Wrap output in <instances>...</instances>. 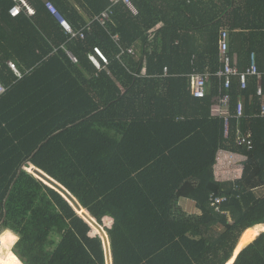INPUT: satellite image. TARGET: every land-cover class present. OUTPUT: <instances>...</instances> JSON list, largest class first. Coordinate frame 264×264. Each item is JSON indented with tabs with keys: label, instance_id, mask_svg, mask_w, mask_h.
<instances>
[{
	"label": "trees",
	"instance_id": "trees-1",
	"mask_svg": "<svg viewBox=\"0 0 264 264\" xmlns=\"http://www.w3.org/2000/svg\"><path fill=\"white\" fill-rule=\"evenodd\" d=\"M30 2L34 15L13 16L17 1L0 0V234L18 236L4 259L13 253L22 264H107L102 236L25 167L30 162L99 224L114 218L106 227L113 264H264L257 76L244 89L234 76L225 89L233 114L240 98L245 106L228 136L211 111L220 95L223 27L240 71L255 52L264 90V0H132L137 13L119 2L105 24L94 18L109 0ZM48 2L85 37L72 38ZM95 46L108 57L103 69L90 57ZM194 67L212 74L205 97L192 92ZM238 126L253 132L249 151L236 145ZM220 148L248 155L241 179H216ZM217 196L226 197L220 211L212 204ZM184 199L200 213L187 212Z\"/></svg>",
	"mask_w": 264,
	"mask_h": 264
},
{
	"label": "built area",
	"instance_id": "built-area-1",
	"mask_svg": "<svg viewBox=\"0 0 264 264\" xmlns=\"http://www.w3.org/2000/svg\"><path fill=\"white\" fill-rule=\"evenodd\" d=\"M17 4L14 5L10 9V13L13 16H17L21 13L22 10H25L26 13L30 16L34 15L35 11L33 12L32 9L28 8V6L21 4V0H16ZM110 6L103 10L99 15H97L94 19L100 21L102 24H105L113 14V6L116 5L119 2L125 3L134 13H137V9L134 6L132 0H109ZM48 8L50 11L54 14H56L59 17V20L64 27V29L71 35L72 38H84L85 37V31L83 29L75 30L72 25L68 22L66 18H64L57 10L55 5L52 2H48ZM91 23V22H90ZM90 23L88 26H90ZM220 41H219V49L221 54V68L217 70L215 73V76H217L220 80V95H219V101L217 106L214 108V112L216 115L221 116L226 121V129L229 125V120L231 117L237 116H243V104L242 101L239 100L236 114L232 116L231 113H229V104L231 102V97L229 93H224L223 89H228L232 85V77L238 76L240 78L241 86L245 88L247 86V80L250 75H257L258 77L261 76L258 65L256 61V54L253 52L251 54L250 59V66L245 71H240L237 66H235L232 62V58L229 55V30L226 27H223L220 32ZM115 38L118 40L119 37L115 36ZM129 53H134L135 49L133 47L128 49ZM70 57L74 62H78V58L71 52L68 51ZM92 61L95 63L96 67L99 69H103L105 65L109 63L108 57L105 55V53L102 51L101 48L98 46L94 47V53L90 55ZM195 58V56H194ZM8 64L10 67L18 72L20 74V71L18 70V66L13 61H8ZM164 74H169V68L166 66L164 68ZM21 75V74H20ZM212 74L210 72H200L197 70L196 67L193 68L192 73L190 74V82H191V89L193 94L196 97H205L207 93V83ZM6 91V86L0 81V95L3 94ZM257 95L260 97L263 96V89L261 86H258L257 89ZM260 115L264 117V103L261 105L260 109ZM237 143L239 145H246L249 149L253 147V139L252 134L249 132L248 134H241L237 136L236 139ZM245 159H247L246 155L237 154L232 151H220L218 153V168L228 167L230 165H235L237 163H242ZM217 168V169H218ZM227 169V168H226ZM229 171H226V173ZM226 200L225 196H217L212 200V204L216 207V210H222L221 204ZM223 212V211H222Z\"/></svg>",
	"mask_w": 264,
	"mask_h": 264
},
{
	"label": "crops",
	"instance_id": "crops-1",
	"mask_svg": "<svg viewBox=\"0 0 264 264\" xmlns=\"http://www.w3.org/2000/svg\"><path fill=\"white\" fill-rule=\"evenodd\" d=\"M28 3H29V5H28V8H30V9H32L33 10V12L35 11V9H36V7L30 2V0H26ZM21 4H23L22 2H21ZM24 5V4H23ZM27 6V5H26ZM79 11L83 14V16L88 20V22H89V17H88V15L83 11V10H81V9H79ZM238 61H239V58H238V56L237 55H235L234 57H233V59H232V62H233V64L235 65V66H237L238 68H239V65H238ZM256 61H257V57H256ZM258 65V64H257ZM259 70V69H258ZM146 71H143V73H145ZM260 72V71H259ZM260 74L262 75V73L260 72ZM250 76H257V75H250ZM250 76L248 77V80H249V78H250ZM240 79V78H239ZM257 79H258V85H257V89H258V86H261L262 87V85L260 84V79H261V76L260 77H258L257 76ZM248 80H247V85H248ZM209 81V80H208ZM232 86V85H231ZM247 87V86H246ZM245 87V88H246ZM241 88L242 89H244L242 86H241ZM209 89H210V87H209V84L207 83V92L209 91ZM262 89H263V87H262ZM223 92L224 93H228V92H225V89H223ZM256 93H257V91H256ZM207 94V93H206ZM230 94V93H229ZM230 97H231V95H230ZM259 97V96H258ZM260 98V106H259V112H258V116L259 117H262V118H264L263 116H261L260 115V109H261V105H262V103H264V90H263V96L261 97H259ZM240 100L242 101V104H243V111H244V114H243V116L245 115V106H244V100H243V98H240ZM218 101H219V98H217L216 99V101L214 102V104L212 105V108H211V111H212V115L213 116H215V117H220V118H222L221 116H218V115H216V113L214 112V108L217 106V104H218ZM231 103V102H230ZM238 105V104H237ZM237 109V108H236ZM229 113H231L232 114V116L234 115L233 113H232V111H231V109H230V104H229ZM235 114H236V112H235ZM243 116H240V117H237V116H235L234 115V117H236V118H238V119H240L241 117H243ZM233 117H231L230 118V120H229V125H228V128L226 129V121H225V119H224V134L226 135V136H228L229 134H230V129H231V127H230V124H231V119H232ZM237 133H236V139H237V136H239V135H241L242 133L243 134H248L249 132H251V134H252V139H253V132H252V130L251 129H249V130H246V131H243L242 130V128H240L239 126H238V128H237V131H236ZM235 142H236V145L237 146H241V147H245L248 151L249 150H251L253 147H254V140H253V147L251 148V149H249L246 145H239L238 143H237V141L235 140ZM229 151V150H224L223 148H220L219 149V151H218V153L220 152V151ZM232 152H235V153H237V154H242V155H246L247 156V159H245L242 163H237V164H235V165H230V166H228V167H223V168H218V155H217V163L215 164V166H214V171H215V176H216V179L218 180V181H237V180H239V179H241L242 178V176H243V172H244V168H245V162L248 160V155L246 154V153H243V152H237V151H232ZM218 168V169H217ZM226 171H229V172H227L226 173ZM261 188H263V190H261V191H263L262 192V194L264 193V187H260L259 189H261ZM259 189H257V190H259ZM181 204H182V206L184 207V209L187 211V212H189V213H200V210L195 206V203L193 202V201H191V200H189V199H184V200H182L181 201ZM107 222H109V224H108V226H107ZM113 222H114V218L112 217V216H106L105 218H104V223L106 224V226L107 227H112V225H113ZM257 227V226H256ZM254 228V227H253ZM104 229V228H103ZM248 229H250V228H248ZM104 231L106 232V234L108 235V233H107V231H106V229H104ZM262 231H264V229L262 230ZM262 231H260L259 232V234L262 232ZM258 234V235H259ZM257 235V236H258ZM256 236V237H257ZM241 239V238H240ZM104 240V239H103ZM108 240H109V244H110V239H109V236H108ZM110 248H111V246H110ZM111 259H112V252H111Z\"/></svg>",
	"mask_w": 264,
	"mask_h": 264
},
{
	"label": "water",
	"instance_id": "water-1",
	"mask_svg": "<svg viewBox=\"0 0 264 264\" xmlns=\"http://www.w3.org/2000/svg\"><path fill=\"white\" fill-rule=\"evenodd\" d=\"M25 167L30 170L31 172H33L37 177H39L40 179H42L43 181H45L47 184L51 185L53 188H55L56 190H58L64 197H66L69 202L73 205V207L75 208V210L82 216L84 217L89 223L90 221H92L93 223H95L101 230H103V233H100V235L102 236V238L104 239V245L106 248V255L108 258V263H112V259H111V248H110V244H109V240H108V235L106 234V232L104 231L102 225H100L90 214L89 212H85L86 210L83 208V206L79 203V201L76 199V197H74V195L61 183H59L57 180H55L54 178H52L51 176H49L47 173H45L44 171L40 170L38 167H36L35 165L31 164L30 162H27L25 164ZM245 247V246H244ZM241 251V250H240ZM239 251V252H240ZM237 249H235V253H234V260L237 257L238 253ZM233 260V262H234ZM232 262V263H233Z\"/></svg>",
	"mask_w": 264,
	"mask_h": 264
},
{
	"label": "rangeland",
	"instance_id": "rangeland-1",
	"mask_svg": "<svg viewBox=\"0 0 264 264\" xmlns=\"http://www.w3.org/2000/svg\"><path fill=\"white\" fill-rule=\"evenodd\" d=\"M261 190H263V188L257 190V193L261 194L263 192ZM108 224H109V222H107V226H108ZM90 225L93 228V230L91 231L92 235H95L97 233L98 234L103 233V230H101V229L99 231L95 230V228L93 227V225L95 226V224L92 223V221H90ZM107 226L105 223L102 225V227L104 229H106ZM0 236H1L0 237V264H2L4 262H6L7 264H22V260L16 254H13V253L10 254L9 257H7V259H4V255L7 253V251H9L11 249V246L13 249L14 244L18 240V236L16 234H14V232H12L11 230H5L3 233L0 234ZM15 237H16V239H15ZM105 250H106V248H105ZM106 257H107V255H106ZM107 264H113V262L108 263V258H107Z\"/></svg>",
	"mask_w": 264,
	"mask_h": 264
},
{
	"label": "bare ground",
	"instance_id": "bare-ground-1",
	"mask_svg": "<svg viewBox=\"0 0 264 264\" xmlns=\"http://www.w3.org/2000/svg\"><path fill=\"white\" fill-rule=\"evenodd\" d=\"M21 2L24 4V5H29V3L26 1V0H21ZM59 12V11H58ZM54 14V13H53ZM56 15V14H55ZM58 17V16H57ZM59 18V17H58ZM85 212H87V210L85 211ZM93 223V222H92ZM95 224V223H94ZM93 227L95 228V230L96 231H99L100 230V228L95 224V226L93 225ZM244 234V233H243ZM243 236V235H242ZM242 238V237H241ZM241 240V239H240ZM239 244H240V241H239V243H238V245H237V247H236V249H238V246H239ZM247 245V244H246ZM245 245V246H246ZM244 248V247H243Z\"/></svg>",
	"mask_w": 264,
	"mask_h": 264
}]
</instances>
